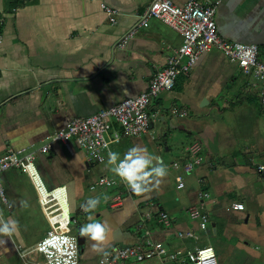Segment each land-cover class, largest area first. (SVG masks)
Returning a JSON list of instances; mask_svg holds the SVG:
<instances>
[{
    "label": "crops",
    "instance_id": "obj_1",
    "mask_svg": "<svg viewBox=\"0 0 264 264\" xmlns=\"http://www.w3.org/2000/svg\"><path fill=\"white\" fill-rule=\"evenodd\" d=\"M150 1L0 0V156L9 148H36L72 118L148 87L182 40L157 19L147 26L139 23ZM172 1L182 5L187 0ZM103 4L117 11L115 23ZM215 21L222 38L256 43L264 57V0H220ZM250 80L212 48L176 78L173 89L151 99L147 132L115 145L121 158L131 147L147 148L167 167L159 187L143 195L109 176L111 146L102 163L89 161L74 143L68 149L56 142L51 152L39 153L35 166L45 187L66 189L75 219L71 232L80 250L93 243L80 235L89 222L81 205L102 195L106 203L91 215L110 227L105 251L151 240L169 250L212 245L220 264H264V170H258L264 166V106L246 99L252 97ZM194 144L198 148L192 154ZM194 157L199 163L185 171ZM100 176L117 183L91 189ZM0 181L7 199L0 197V221L10 229L0 234V264H33L40 255L23 253L46 235L48 217L24 171L11 167ZM193 207L208 215L205 229L188 214ZM161 211L168 214L167 226L159 220ZM126 264L190 263L148 259Z\"/></svg>",
    "mask_w": 264,
    "mask_h": 264
},
{
    "label": "built area",
    "instance_id": "obj_2",
    "mask_svg": "<svg viewBox=\"0 0 264 264\" xmlns=\"http://www.w3.org/2000/svg\"><path fill=\"white\" fill-rule=\"evenodd\" d=\"M219 3L220 0H187L179 5L172 0H151L139 23L147 26L149 19H157L178 33L182 40L172 50L167 65L154 73L148 87L138 95L124 98L94 114L72 118L65 127L48 135L36 148H9L0 156V174L11 167H17L30 177L39 204L49 220L50 228L46 235L23 253V256L29 253L40 255V259L33 264H78L80 254L79 239L70 228L75 219L69 213L66 189L64 186L51 189L45 187L35 166L39 153L51 152L56 142H62L68 149L74 143L86 153L89 161L104 162L112 144L119 143L123 137H137L147 132L150 121L148 105L151 99L173 89L176 78L188 74L201 55L212 48L222 51L237 64L243 75L251 79L249 83L252 89H255L264 104V57L260 54V47L256 43L227 40L218 34L215 15ZM102 8L110 22L115 23L117 11L104 4ZM197 148V145H192L191 153L194 154ZM198 163L199 159L194 157L184 164V170L189 171ZM258 170H264V166H258ZM176 179L179 184L182 183L180 175ZM116 183L114 179L100 176L90 188L110 187ZM205 195L208 196V193ZM0 197L7 203L1 181ZM234 207L242 209L243 204L234 203ZM188 212L191 218L197 219L199 227L205 229L208 215L195 207ZM159 220L166 226L170 223L164 211L159 212ZM178 235L183 236V233ZM106 252L109 255L106 258L102 255L97 264H126L148 259L219 264L212 245H204L195 250H169L162 243L145 240L132 245L113 246Z\"/></svg>",
    "mask_w": 264,
    "mask_h": 264
},
{
    "label": "clouds",
    "instance_id": "obj_3",
    "mask_svg": "<svg viewBox=\"0 0 264 264\" xmlns=\"http://www.w3.org/2000/svg\"><path fill=\"white\" fill-rule=\"evenodd\" d=\"M107 163L112 166L111 171L137 196L152 191L154 187H159L163 178L168 175V169L160 162V157L140 146L128 149L123 158L118 152L109 151ZM104 200H107V196ZM20 203L22 207H27L26 201ZM100 203V197H91L81 205V209L89 213V222L81 227L80 235L93 242L90 246L96 254L106 258L109 253L105 251L103 245L107 242L110 227L106 223L95 220L91 215ZM0 234H10L7 222L0 221Z\"/></svg>",
    "mask_w": 264,
    "mask_h": 264
},
{
    "label": "rangeland",
    "instance_id": "obj_4",
    "mask_svg": "<svg viewBox=\"0 0 264 264\" xmlns=\"http://www.w3.org/2000/svg\"><path fill=\"white\" fill-rule=\"evenodd\" d=\"M253 90H254V91H253ZM251 94H252V96L254 97L255 102L258 101V104H257V105H262V106H264V104H262V102H261L260 96H259L258 93L255 91V89H252ZM115 145H117V144H112V145H111V149H114V152H119L118 149H117V146H115ZM119 154H120V153H119ZM120 156H121V154H120ZM111 167H112V166H111ZM109 174H110L109 176H110L111 178H114V179H116L117 181H119V183H121L120 178L117 177L112 171H111ZM87 193L90 194V195H95L93 192H90V191H87ZM100 198H101V202L106 203V201L104 200V196L101 195ZM70 209L72 210V205H70ZM188 214H189V212H188ZM81 217H82L81 215L78 216V218H81ZM74 225H75V223H73L72 226H70V228H71L72 231L75 229ZM72 227H73V229H72ZM123 245H125V244L120 243V244L117 245V246H123ZM112 246H113V245H112ZM80 247H81V246H80ZM215 248H216V246H215ZM215 253H216L217 260H218V262H219V264H220V259H219V256H218V254H219L218 249H215ZM99 256H100V255H99ZM96 258H97V257H96V254H95V252L92 250L91 246L88 247V246H86V244H84L83 247H82V250H80V254H79V262H78V264H96V261L98 260V259H96Z\"/></svg>",
    "mask_w": 264,
    "mask_h": 264
},
{
    "label": "trees",
    "instance_id": "obj_5",
    "mask_svg": "<svg viewBox=\"0 0 264 264\" xmlns=\"http://www.w3.org/2000/svg\"><path fill=\"white\" fill-rule=\"evenodd\" d=\"M253 98V99H252ZM246 99L247 100H252V102H254V103H256V104H258V101L257 102H255V99H254V97L252 96V97H246Z\"/></svg>",
    "mask_w": 264,
    "mask_h": 264
}]
</instances>
